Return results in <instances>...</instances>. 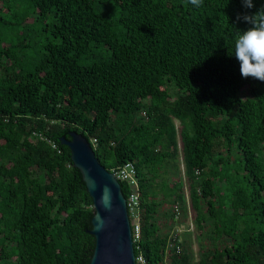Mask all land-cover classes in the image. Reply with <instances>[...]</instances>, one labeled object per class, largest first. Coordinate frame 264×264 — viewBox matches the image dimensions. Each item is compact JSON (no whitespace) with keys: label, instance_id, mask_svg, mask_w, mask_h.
<instances>
[{"label":"trees","instance_id":"16d2710c","mask_svg":"<svg viewBox=\"0 0 264 264\" xmlns=\"http://www.w3.org/2000/svg\"><path fill=\"white\" fill-rule=\"evenodd\" d=\"M253 4L0 0V264H90L72 132L110 172L134 164L147 264H264V82L232 55Z\"/></svg>","mask_w":264,"mask_h":264},{"label":"water","instance_id":"95a60500","mask_svg":"<svg viewBox=\"0 0 264 264\" xmlns=\"http://www.w3.org/2000/svg\"><path fill=\"white\" fill-rule=\"evenodd\" d=\"M70 136L71 140L61 138V143L69 147L95 210L89 231L95 237L90 264H137L132 223L121 182L100 163L83 135L72 132Z\"/></svg>","mask_w":264,"mask_h":264},{"label":"clouds","instance_id":"9594fccd","mask_svg":"<svg viewBox=\"0 0 264 264\" xmlns=\"http://www.w3.org/2000/svg\"><path fill=\"white\" fill-rule=\"evenodd\" d=\"M199 8L204 0H186ZM244 8L252 9L253 0H241ZM237 21L250 25L246 30H234V52L242 78L264 82V8L254 14L237 15Z\"/></svg>","mask_w":264,"mask_h":264},{"label":"built area","instance_id":"2783aa9c","mask_svg":"<svg viewBox=\"0 0 264 264\" xmlns=\"http://www.w3.org/2000/svg\"><path fill=\"white\" fill-rule=\"evenodd\" d=\"M112 173L116 175V177L119 179L120 182L126 181L131 186L132 192L130 193L129 198L126 199H127V206L129 210L131 223H132V219L136 220L135 224L132 223L133 241L135 246L141 240V226L139 222L140 195H139L138 179L136 177V169L134 164L128 163L123 167L113 170ZM171 247L175 248L176 247L175 243L171 244ZM177 251L178 253L181 251L179 246H177ZM136 262L137 264H147V261L143 255L136 256Z\"/></svg>","mask_w":264,"mask_h":264},{"label":"rangeland","instance_id":"374dc122","mask_svg":"<svg viewBox=\"0 0 264 264\" xmlns=\"http://www.w3.org/2000/svg\"><path fill=\"white\" fill-rule=\"evenodd\" d=\"M177 127H180V122L176 121ZM181 170L184 173V166L181 163L180 164ZM184 183H185V189H186V193H187V197L189 196V192H188V182L186 180V178L184 177ZM132 223L135 224L136 220L132 219ZM184 225H182L180 227V230L182 232V239H183V235L186 234L187 238L189 239V243L194 251L195 257L196 259L199 258V243H200V237H199V232L197 231L196 228V224L194 222V213L190 210H188V217L186 220V223L184 221L183 223Z\"/></svg>","mask_w":264,"mask_h":264}]
</instances>
